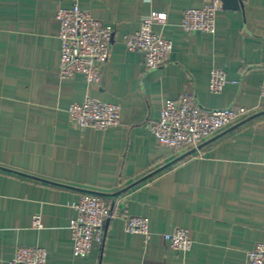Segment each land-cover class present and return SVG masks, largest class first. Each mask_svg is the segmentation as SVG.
Wrapping results in <instances>:
<instances>
[{"label": "crops", "instance_id": "crops-1", "mask_svg": "<svg viewBox=\"0 0 264 264\" xmlns=\"http://www.w3.org/2000/svg\"><path fill=\"white\" fill-rule=\"evenodd\" d=\"M207 0H0V264L20 245L48 251L46 264H248L264 242V0L223 2L214 33L189 32L184 11ZM114 28L101 84L62 78L59 7L74 4ZM153 11L155 31L173 41L166 63L147 68L127 34ZM215 67L227 72L210 90ZM189 93L204 110L245 106L249 118L177 152L151 131L169 99ZM87 96L121 105V123L79 128L68 112ZM99 192L113 215L103 242L75 256L74 203ZM41 216V227L34 216ZM150 219L151 237L126 230ZM190 229L188 251L163 234Z\"/></svg>", "mask_w": 264, "mask_h": 264}, {"label": "built area", "instance_id": "built-area-1", "mask_svg": "<svg viewBox=\"0 0 264 264\" xmlns=\"http://www.w3.org/2000/svg\"><path fill=\"white\" fill-rule=\"evenodd\" d=\"M222 0H207L202 7H189L184 11L182 26L189 32H216L217 13ZM56 18L60 22L61 62L59 75L62 78L83 74L89 85L101 84L104 66L109 60L114 28L82 9L79 4L59 7ZM163 13L153 11L143 19L139 30L127 34L124 42L128 49L143 54L147 68H157L168 60L174 44L155 31L154 25L164 23ZM226 70L215 67L210 74V90L220 93L228 83ZM264 96V80L261 85ZM68 112L79 128L107 129L121 123V105L87 96L81 102H73ZM249 114L245 106H230L204 110L197 105L189 93L179 99L165 102L161 116L151 122L150 129L159 141L182 152L197 147L201 141L243 119ZM77 210L70 222L75 256H87L95 242H103L106 225L113 212L106 200L98 194L84 192L74 203ZM34 226L41 227V216H34ZM126 230L151 237L150 219L143 215H129ZM165 240L180 251H188L193 245L190 229L177 226L163 234ZM248 264H264V242L260 241L248 251ZM48 251L41 246L20 245L8 264H46Z\"/></svg>", "mask_w": 264, "mask_h": 264}, {"label": "water", "instance_id": "water-1", "mask_svg": "<svg viewBox=\"0 0 264 264\" xmlns=\"http://www.w3.org/2000/svg\"><path fill=\"white\" fill-rule=\"evenodd\" d=\"M223 1H224V4H225L226 6H229V7H237V8L240 7V2H239V0H223ZM259 114H261V112L258 113V114H255V115H253V116H251V117H249V118H246L245 120H243V121L240 122L239 124H241V123H245L247 120H250V119H252L253 117H255V116L259 115ZM93 193L98 194V195H101V193H99V192H93Z\"/></svg>", "mask_w": 264, "mask_h": 264}]
</instances>
